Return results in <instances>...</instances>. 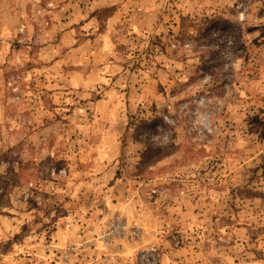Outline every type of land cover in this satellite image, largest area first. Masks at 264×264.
<instances>
[{"label":"rangeland","instance_id":"obj_1","mask_svg":"<svg viewBox=\"0 0 264 264\" xmlns=\"http://www.w3.org/2000/svg\"><path fill=\"white\" fill-rule=\"evenodd\" d=\"M11 4L0 264H264V0Z\"/></svg>","mask_w":264,"mask_h":264},{"label":"crops","instance_id":"obj_2","mask_svg":"<svg viewBox=\"0 0 264 264\" xmlns=\"http://www.w3.org/2000/svg\"><path fill=\"white\" fill-rule=\"evenodd\" d=\"M11 1L12 0H8V6L5 8V9H7V10H10L9 8H11V7H13V5L11 4ZM22 2H24V5H26L28 2H30V1H32V0H21ZM12 11H15V7L14 8H12ZM24 14H26V13H24ZM23 15V14H22ZM21 15V16H22ZM10 18L12 19V21H13V23H15L16 21L14 20V17L13 16H10ZM11 21V20H10ZM24 21V20H23ZM12 35L10 34V37H11ZM22 36H24L25 38H27V36H30V37H28V38H30V40H34V35H32L31 33H24V35L22 34ZM1 38V37H0ZM21 38V37H20ZM22 39V38H21ZM4 48H7V47H4ZM10 51V50H9ZM5 52V50H2V53H1V51H0V54H4V55H6V54H8L10 57H11V55H12V57L13 56H16L15 54H16V51H13V53L11 54L10 52ZM5 52V53H4ZM1 64V63H0ZM3 68H5V67H3ZM1 66H0V71H2V70H4ZM67 237V238H66ZM71 237L72 238H68V236L67 235H65V239H63V240H59V241H57L55 244L57 245V246H60V247H63V246H66L67 244H69L70 242H75V241H77V239H79L78 238V236L75 234H73L72 233V235H71ZM84 236H82L81 238H83ZM70 240V241H69ZM72 240V241H71ZM99 252H102V250L101 251H95V253H99ZM85 260H87L86 259V257L84 258ZM84 259L80 262V264L81 263H83L84 262ZM74 264H76V263H74Z\"/></svg>","mask_w":264,"mask_h":264},{"label":"trees","instance_id":"obj_3","mask_svg":"<svg viewBox=\"0 0 264 264\" xmlns=\"http://www.w3.org/2000/svg\"><path fill=\"white\" fill-rule=\"evenodd\" d=\"M115 6H108V7H103L100 8L98 10H96L94 13H92V16L98 15V18L101 19L102 15H106L107 17H109L110 15L113 14L114 10H115Z\"/></svg>","mask_w":264,"mask_h":264}]
</instances>
